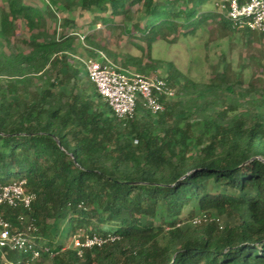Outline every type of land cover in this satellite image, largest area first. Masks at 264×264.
I'll return each instance as SVG.
<instances>
[{
  "label": "trees",
  "instance_id": "16d2710c",
  "mask_svg": "<svg viewBox=\"0 0 264 264\" xmlns=\"http://www.w3.org/2000/svg\"><path fill=\"white\" fill-rule=\"evenodd\" d=\"M209 1L213 10L204 11ZM216 1L79 0V10L90 14V29L112 30L140 53H126L123 69L108 60L116 54L107 44L90 41L98 54L121 70L152 77L163 64L152 57L155 43L194 39L212 22L219 40L236 33L249 48L264 42V33L233 30ZM5 3L0 183L25 180L35 200L30 210L1 207L0 214L18 231V217H29V235L48 248L35 264H264V48L236 69L221 54L206 82L168 63L161 78L187 100L174 97L156 115L137 103L134 117L120 120L89 78L80 79L77 24L64 19L58 38L56 30H45L47 18L58 20L59 0L44 11L23 0ZM134 8L140 19H133ZM16 22L29 35L28 53L3 50L16 37ZM201 215L206 220L193 226ZM62 222L68 246L52 235ZM80 232L117 239L79 253L71 238ZM15 253L0 250V264Z\"/></svg>",
  "mask_w": 264,
  "mask_h": 264
},
{
  "label": "built area",
  "instance_id": "2783aa9c",
  "mask_svg": "<svg viewBox=\"0 0 264 264\" xmlns=\"http://www.w3.org/2000/svg\"><path fill=\"white\" fill-rule=\"evenodd\" d=\"M221 9L223 11L218 12L230 20L233 30L264 33V0H223ZM85 65L90 82L120 120L132 119L137 103L152 115L162 113L165 110L164 102L175 97V91L168 87L163 78L145 77L121 70L110 63L102 53L89 59ZM25 185V180L9 184L0 183V208L22 207L30 210L35 196L26 191ZM205 220L206 217L201 215L193 219L191 224L197 226ZM18 221L21 231L14 230L9 221L0 214V250L20 252L25 256L23 264H35L41 252H48V248L44 246L43 241L35 243L34 238L29 235L31 224L28 216H20ZM116 239L117 237L111 234L87 235L80 232L71 238V245L81 253L83 249L100 248ZM4 264L13 262L4 260Z\"/></svg>",
  "mask_w": 264,
  "mask_h": 264
},
{
  "label": "rangeland",
  "instance_id": "374dc122",
  "mask_svg": "<svg viewBox=\"0 0 264 264\" xmlns=\"http://www.w3.org/2000/svg\"><path fill=\"white\" fill-rule=\"evenodd\" d=\"M23 1L25 3H31L34 6H38L42 11L45 10V6L47 5V3L52 2V0ZM214 7L217 11H221V8L223 7V0H217ZM0 8L3 10L7 9L5 0H0ZM58 9L60 10L58 14V20L53 21L47 18L45 30L48 32V34H51L53 30H56L57 34L55 35V38H58L61 29H63L61 24L63 23L64 19H72L77 24V33L79 34V37L75 39V48L77 51L75 58L78 60V62L81 63L80 65L78 64L77 67L81 72L80 79L82 82H86L88 80L85 63L89 59L96 58L98 55V51L96 50V48L92 47L91 44H89L90 41H101L102 45L107 44V48H109L116 54L115 60L109 58L108 60L121 69H123L121 63L127 58L126 53H130L135 56L140 55L139 51L130 46V42L126 40V37L119 38L116 32H112V30H108L100 25H97L93 29H90L88 24L91 20V16L89 13L79 10V0H59ZM138 9L139 8L133 9L135 11L133 12L134 20L140 19L136 18L141 16V14H138L139 12H137ZM203 10H213L212 2L209 1L204 6ZM60 20L62 22H60ZM117 21V23H119L121 19H118ZM209 31H211V34H209ZM85 36H88V40L84 38ZM218 37L219 25H216L215 22H212L208 24L205 31H203L202 29L197 30L194 39L189 38L187 40H184L180 38L176 43L173 44H167L164 41L155 43L153 45L152 57L155 60L161 61L163 64L157 69L152 77H165L167 72V64L172 63L185 76L206 82L211 77L210 65L218 62L219 56L221 54H224L225 58L228 61H231L233 68L236 69L237 64H247L249 55H256L258 54V51H261L264 48L263 41L254 42L251 48H249L245 44V37H241V34L232 33V35L227 36L223 40H219ZM28 38L29 35L24 24L22 22H16V37L11 41V45L4 47V52L28 53L29 48L24 42V40H27ZM205 44H208V46H204ZM253 48L255 49V51L253 50ZM128 71L132 72L131 70ZM248 71L249 70H245L244 73V79L246 81L249 79ZM257 71L258 75H262L260 74V69H258ZM262 76H264V74ZM182 84L183 81L179 82L177 86H180ZM242 91H245V86ZM190 97L195 98L196 94L191 93ZM175 98H178L179 100L181 99V101L187 100V98L185 97V95H183V92L181 93V91L178 92ZM204 98L205 97L198 99L201 104L204 102ZM208 98L209 97H207L206 99ZM247 98L254 101L255 96L253 94H249ZM213 110H216V108H214ZM212 218L221 223H225L223 218L219 219L216 215H212ZM27 222L28 220L26 221V223ZM66 229V222H62L53 227L52 235L56 244L68 246V241L66 239ZM21 257L22 254L20 252H16L9 258V261L16 263L20 261ZM44 264H49V261H46Z\"/></svg>",
  "mask_w": 264,
  "mask_h": 264
}]
</instances>
